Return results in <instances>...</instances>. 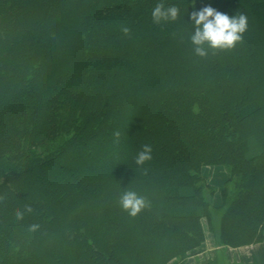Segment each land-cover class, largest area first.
Returning <instances> with one entry per match:
<instances>
[{
    "label": "trees",
    "instance_id": "16d2710c",
    "mask_svg": "<svg viewBox=\"0 0 264 264\" xmlns=\"http://www.w3.org/2000/svg\"><path fill=\"white\" fill-rule=\"evenodd\" d=\"M160 3L177 18L155 23ZM207 6L248 27L201 57ZM203 219L221 245L263 238L264 0H0V264H167Z\"/></svg>",
    "mask_w": 264,
    "mask_h": 264
},
{
    "label": "clouds",
    "instance_id": "9594fccd",
    "mask_svg": "<svg viewBox=\"0 0 264 264\" xmlns=\"http://www.w3.org/2000/svg\"><path fill=\"white\" fill-rule=\"evenodd\" d=\"M176 7H170L165 10L162 3L157 4L152 11V18L155 23H160L162 20H175L178 15ZM191 20L194 21L196 30L191 37L192 43L196 46L195 53L198 56H206L207 52L202 47L205 43L212 49H231L237 42L241 41L243 33L247 30L248 19L244 14L230 17L225 13H221L216 9L207 6L199 11L191 13ZM121 31L127 36L130 33L128 27H122ZM114 135L118 138L119 132ZM153 148L151 145L145 144L142 150L138 152L136 164L144 165L152 159ZM120 204L125 211H128L131 216H136L146 205L143 197L138 196L135 192H125ZM24 211L31 213L32 208L26 206ZM23 212L17 210L16 217L18 220L23 219ZM37 225H32V230H35Z\"/></svg>",
    "mask_w": 264,
    "mask_h": 264
},
{
    "label": "crops",
    "instance_id": "0c3cea01",
    "mask_svg": "<svg viewBox=\"0 0 264 264\" xmlns=\"http://www.w3.org/2000/svg\"><path fill=\"white\" fill-rule=\"evenodd\" d=\"M228 178L226 170H222L218 165L205 166V181L215 187L217 192L212 197V204L219 206L221 204V196L219 191L225 184ZM225 245L218 244L210 230L205 229V243L202 246L204 249V262H190V264H208L212 258L210 255L217 257L219 261L216 264H264V234L262 240L237 247H224ZM201 249V250H202ZM209 258H208V256ZM221 260V261H220ZM189 264V263H188Z\"/></svg>",
    "mask_w": 264,
    "mask_h": 264
},
{
    "label": "rangeland",
    "instance_id": "374dc122",
    "mask_svg": "<svg viewBox=\"0 0 264 264\" xmlns=\"http://www.w3.org/2000/svg\"><path fill=\"white\" fill-rule=\"evenodd\" d=\"M223 171L226 170L223 166L218 165ZM201 174L203 176V178H205V167L201 168ZM202 224H203V229H204V241L203 243L195 250L193 251L192 254H189L187 257H185L184 259H178V258H173L171 259L167 264H190V262L192 261H196V262H204L205 263V255L204 256H200L201 254H204L202 252H204V249H202L203 244L205 243V229L207 228L208 230H211L209 228L208 223L206 222L205 219L202 220ZM218 223L214 222L213 224V228L216 229ZM212 232V231H210ZM214 237H215V241L219 244L218 238L216 237L215 233L212 232ZM224 247H231V246H224ZM202 249V250H201ZM208 256V254H207ZM210 257L212 258L211 260L208 261V264H216V262H218L219 260L216 259L217 257H215L214 255H210ZM209 258V256H208ZM192 260V261H191ZM221 261V260H220ZM193 263V262H192Z\"/></svg>",
    "mask_w": 264,
    "mask_h": 264
}]
</instances>
